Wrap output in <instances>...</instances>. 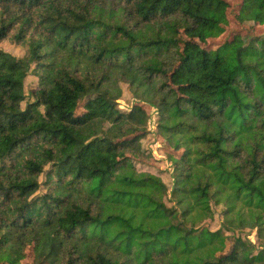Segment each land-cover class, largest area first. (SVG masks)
Wrapping results in <instances>:
<instances>
[{
    "label": "trees",
    "instance_id": "1",
    "mask_svg": "<svg viewBox=\"0 0 264 264\" xmlns=\"http://www.w3.org/2000/svg\"><path fill=\"white\" fill-rule=\"evenodd\" d=\"M241 4L264 24V0ZM228 9L0 0V43L24 50L0 49V264H264V35L209 49ZM147 106L171 187L136 166Z\"/></svg>",
    "mask_w": 264,
    "mask_h": 264
},
{
    "label": "rangeland",
    "instance_id": "2",
    "mask_svg": "<svg viewBox=\"0 0 264 264\" xmlns=\"http://www.w3.org/2000/svg\"><path fill=\"white\" fill-rule=\"evenodd\" d=\"M229 3L228 9V23L225 25V32L217 38H208L207 44L209 49L217 47L219 44H222L226 41H229L232 36L242 34L244 37L249 35H264V24L256 23L254 20L246 19L240 15V8L242 0H226ZM193 40H198V42L203 46L202 38L200 35H194L191 37ZM0 49L5 52H9L16 57H22L24 55V50L22 47L12 44L9 41H4L0 43ZM170 62L173 61V58L178 60L176 53L167 56ZM179 61L176 62L178 64ZM37 83V78L30 76L27 81V89L29 90L32 86ZM123 95L120 100H118L119 108L123 111H129L133 105L136 103V100L133 97V94L127 84H122ZM25 106V104H24ZM147 110L152 114V122L150 124L151 134L142 141L143 148L150 154L148 157L141 156V158L136 159V166L141 172H148L157 176H160L169 187L172 186V177L173 167L171 166L167 155L164 151V148L167 146L166 141L155 135L156 132V121L157 115L155 110L148 108ZM215 217L213 220L208 222V227L211 230H217L220 227L222 217H221V207H215ZM247 234H250V238L253 241L257 240L258 231L254 230L252 232L247 231ZM232 250V245L229 243L226 248V253H229ZM29 255L31 256V249L28 250ZM29 256V257H30ZM31 258H27L23 263H31Z\"/></svg>",
    "mask_w": 264,
    "mask_h": 264
}]
</instances>
